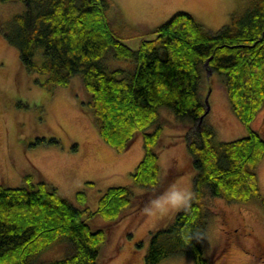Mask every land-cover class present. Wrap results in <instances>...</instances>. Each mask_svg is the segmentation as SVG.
I'll return each mask as SVG.
<instances>
[{"label":"trees","instance_id":"1","mask_svg":"<svg viewBox=\"0 0 264 264\" xmlns=\"http://www.w3.org/2000/svg\"><path fill=\"white\" fill-rule=\"evenodd\" d=\"M22 1L25 11L0 24L19 50L20 63L43 75L42 84L49 87L68 86L81 76L83 104L102 139L117 152L143 133L144 155L131 173L136 185L155 190L161 185L160 109L193 120L186 140L196 170L194 194L171 222L150 232L144 259L158 264L187 256L194 264H213L204 250L211 215L206 198L259 203L264 210L257 174L264 134L251 127L264 106V0H249L217 32L186 11L144 31L128 28L114 0ZM120 28L141 37L137 48L122 39ZM116 59L126 63L118 65ZM208 70L223 77L231 109L247 135L216 140L205 121L209 108L200 90ZM155 195L136 196L129 186H111L90 212L47 181L35 183L31 175L24 185L0 183V264H38L41 253L59 243L66 245L67 255L39 264H98L108 227H96L89 219L99 215L113 223L136 202L137 209L148 206ZM76 196L86 205L85 191Z\"/></svg>","mask_w":264,"mask_h":264},{"label":"rangeland","instance_id":"2","mask_svg":"<svg viewBox=\"0 0 264 264\" xmlns=\"http://www.w3.org/2000/svg\"><path fill=\"white\" fill-rule=\"evenodd\" d=\"M129 29L152 30L178 11L193 14L206 29L217 32L230 23L232 15L244 9L249 0H114ZM22 0H0V24H7L24 12ZM114 11L110 13L114 17ZM122 39L137 48L141 37H130L120 28ZM111 62V60H109ZM115 62V61H114ZM131 64L133 62L129 61ZM126 61L116 59V64ZM45 77L29 71L19 61V50L0 29V183L20 186L31 175L43 179L82 209L95 212L101 195L111 186H129L136 196L154 192L151 203L137 209L138 202L111 223L99 215L89 219L96 227H108L98 264H146L150 232L166 226L184 206L170 211V192L194 194L196 170L186 135L194 126L190 118H178L169 108L160 109L163 138L159 147L160 187L136 185L131 173L144 155L143 133L119 153L100 136L93 114L83 104L87 95L81 76L68 86L43 85ZM209 112L205 121L212 125L217 141H230L248 134L247 127L231 109L223 77L208 70L201 84ZM264 134V106L251 123ZM264 195V158L257 167ZM87 194L86 205L77 199ZM154 201H160L157 215H149ZM211 215L204 241L206 255L213 264H264V210L259 203H228L222 198H206ZM66 245L59 243L39 256V263L65 257ZM38 263V264H39ZM158 264H194L191 257L175 256Z\"/></svg>","mask_w":264,"mask_h":264},{"label":"clouds","instance_id":"3","mask_svg":"<svg viewBox=\"0 0 264 264\" xmlns=\"http://www.w3.org/2000/svg\"><path fill=\"white\" fill-rule=\"evenodd\" d=\"M191 199L190 192H181V191H171L167 197V208L165 211H170L180 206H185L187 202ZM160 201H154L150 208H145V212L149 215H157L161 212Z\"/></svg>","mask_w":264,"mask_h":264}]
</instances>
